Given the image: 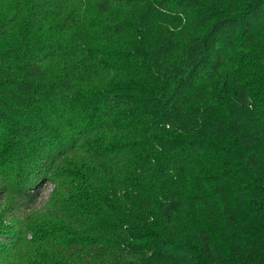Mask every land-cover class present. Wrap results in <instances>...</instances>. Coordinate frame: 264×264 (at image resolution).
<instances>
[{"label": "trees", "instance_id": "obj_1", "mask_svg": "<svg viewBox=\"0 0 264 264\" xmlns=\"http://www.w3.org/2000/svg\"><path fill=\"white\" fill-rule=\"evenodd\" d=\"M84 120L120 141L77 151L84 197L36 206ZM7 127L52 264H264V0H0Z\"/></svg>", "mask_w": 264, "mask_h": 264}, {"label": "rangeland", "instance_id": "obj_2", "mask_svg": "<svg viewBox=\"0 0 264 264\" xmlns=\"http://www.w3.org/2000/svg\"><path fill=\"white\" fill-rule=\"evenodd\" d=\"M247 71L242 64L234 66L231 68L226 80H229L230 76L240 75L242 72ZM204 104L209 105L205 101ZM23 115L27 120L31 117L26 112ZM77 116L70 119L72 128L73 124H77L75 120ZM86 121L90 120L86 119ZM85 125L84 120L83 126L85 127ZM56 129L58 130L57 134H59L60 130L58 127ZM90 129V127H85L84 136L81 139L75 138L78 140L75 147H73V143L71 146H67V142L64 138H61L62 133H60L57 141L60 144L62 141L65 142L62 150L71 151L75 157L69 155L64 160L62 158L55 163L47 164L45 180L36 188L34 186V190H31V192L38 193L36 206H42L66 188L73 194L84 197V190H77L80 185L77 177V162L75 161L79 158L77 157V151L96 149L120 141L117 140L114 133L109 131L91 133ZM10 131L8 127L0 131V252L5 254V263L0 261V264H52L50 257L46 256L45 251H43V247H38V244L34 242L37 238L34 233V211L23 210V202L13 198L10 193V191H13L16 169L18 170L19 167L24 169L25 164L31 169L29 163H26V160H29L28 154L21 148L22 144L18 146L17 141L11 139ZM10 188L11 190H8ZM17 238L21 243L14 248L12 242Z\"/></svg>", "mask_w": 264, "mask_h": 264}]
</instances>
